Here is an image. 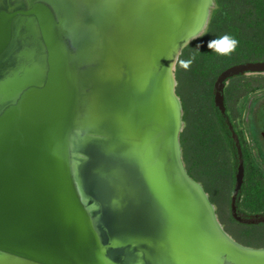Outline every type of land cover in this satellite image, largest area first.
<instances>
[{
  "label": "water",
  "instance_id": "1",
  "mask_svg": "<svg viewBox=\"0 0 264 264\" xmlns=\"http://www.w3.org/2000/svg\"><path fill=\"white\" fill-rule=\"evenodd\" d=\"M40 1L36 53L0 15V264H264L181 155L170 69L212 0Z\"/></svg>",
  "mask_w": 264,
  "mask_h": 264
},
{
  "label": "flooded vegetation",
  "instance_id": "2",
  "mask_svg": "<svg viewBox=\"0 0 264 264\" xmlns=\"http://www.w3.org/2000/svg\"><path fill=\"white\" fill-rule=\"evenodd\" d=\"M40 2L44 3L0 0V15L12 16V57L37 52L35 38L29 34L34 26L30 30L27 25L33 18L29 10ZM193 41L198 42L193 71L200 78L207 70L211 74L205 92L199 88L194 113L197 175L205 178L202 183L214 181L215 174L223 185L227 183L226 214L233 225L244 232L258 226L264 229V0H212L207 23ZM206 49L208 64L201 57ZM234 66L243 69L217 82L222 72ZM216 97L218 101L222 97L223 108Z\"/></svg>",
  "mask_w": 264,
  "mask_h": 264
},
{
  "label": "rangeland",
  "instance_id": "3",
  "mask_svg": "<svg viewBox=\"0 0 264 264\" xmlns=\"http://www.w3.org/2000/svg\"><path fill=\"white\" fill-rule=\"evenodd\" d=\"M218 1V0H217ZM225 0H220L224 2ZM198 42L191 40L186 46L180 55L178 56L179 62L178 66L176 63L175 67V79L178 96L181 101L182 112H183V128L179 134V141L181 146V155L185 167L188 169L190 176L199 179L201 185L204 189L208 190L211 201L214 203V206H217L218 211L216 212L218 220L223 225V227L232 235L237 242L251 244L252 247H264V229L262 226L248 229L244 232L242 227L238 225H233L231 219L226 214L227 210V183L223 185V181L219 180L218 174L213 176L214 181H208L202 183L203 175H197L195 164L196 161V144L194 141V119H195V110L198 106V96L197 93L201 87L200 92H205L209 79H211V74L207 75L204 79L200 78L198 74L193 71V67L190 64V60L195 51H197ZM192 63V62H191ZM194 63V62H193ZM191 65V67H190ZM177 70V71H176ZM203 102V97H201ZM201 161V159L199 160ZM204 166H202L203 168ZM219 173V171H218ZM205 179V178H204ZM215 206V207H216Z\"/></svg>",
  "mask_w": 264,
  "mask_h": 264
},
{
  "label": "trees",
  "instance_id": "4",
  "mask_svg": "<svg viewBox=\"0 0 264 264\" xmlns=\"http://www.w3.org/2000/svg\"><path fill=\"white\" fill-rule=\"evenodd\" d=\"M195 42V41H194ZM184 49H185V47L183 48V50H182V53H183V51H184ZM203 52H205V54L202 56V54H201V57H202V59H203V61H205V63L206 64H208V59H209V56H208V52H209V49H206V50H203ZM195 54H196V51L194 52V54H193V56H192V58H191V60H190V64L192 65V66H194L195 64L193 63L194 61H195ZM178 62H179V58H178ZM178 62H177V66H178ZM192 62V63H191ZM191 65H190V67H191ZM177 71V70H176ZM209 70H207V72H204V74H202V76H204V77H206L207 75H210V73L208 72ZM176 91V93H177V90H175ZM177 95H178V93H177ZM183 117V116H182ZM202 187H203V185H202ZM203 189H204V187H203ZM207 193H208V190H206V189H204ZM208 197H209V200L211 201V199H210V195H208ZM212 202V201H211ZM213 203V202H212ZM224 230L228 233V234H230L225 228H224ZM230 236H232V235H230ZM233 238V237H232ZM234 239V238H233ZM243 244V243H242ZM244 245H251V244H247V243H244Z\"/></svg>",
  "mask_w": 264,
  "mask_h": 264
},
{
  "label": "bare ground",
  "instance_id": "5",
  "mask_svg": "<svg viewBox=\"0 0 264 264\" xmlns=\"http://www.w3.org/2000/svg\"><path fill=\"white\" fill-rule=\"evenodd\" d=\"M211 4V3H210ZM180 54H178V56H179ZM178 60V58L176 59V61ZM174 62V60L172 61V64H171V72L173 73V76H174V78H175V67H176V63L177 62ZM176 87V86H175Z\"/></svg>",
  "mask_w": 264,
  "mask_h": 264
},
{
  "label": "clouds",
  "instance_id": "6",
  "mask_svg": "<svg viewBox=\"0 0 264 264\" xmlns=\"http://www.w3.org/2000/svg\"><path fill=\"white\" fill-rule=\"evenodd\" d=\"M211 43H212V42L210 41V42H209V46H210V47H211Z\"/></svg>",
  "mask_w": 264,
  "mask_h": 264
}]
</instances>
